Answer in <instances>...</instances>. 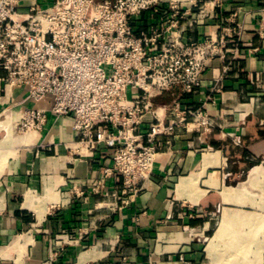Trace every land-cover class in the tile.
<instances>
[{
    "label": "crops",
    "instance_id": "obj_1",
    "mask_svg": "<svg viewBox=\"0 0 264 264\" xmlns=\"http://www.w3.org/2000/svg\"><path fill=\"white\" fill-rule=\"evenodd\" d=\"M165 1L189 10L196 41L237 31L238 53L210 59L184 97L209 126L176 128L147 189L117 208V179L93 189L110 158L77 148L69 118L19 131L26 107L49 102L0 84V264H264V0Z\"/></svg>",
    "mask_w": 264,
    "mask_h": 264
},
{
    "label": "built area",
    "instance_id": "obj_2",
    "mask_svg": "<svg viewBox=\"0 0 264 264\" xmlns=\"http://www.w3.org/2000/svg\"><path fill=\"white\" fill-rule=\"evenodd\" d=\"M188 14L165 0H0L1 89L26 87L27 100L49 102L26 107L17 129L71 119L77 148L110 158L93 189L117 179L108 192L117 208L147 189L176 128L209 126L184 97L199 91L210 59L238 53L236 29L199 42L188 36Z\"/></svg>",
    "mask_w": 264,
    "mask_h": 264
},
{
    "label": "bare ground",
    "instance_id": "obj_3",
    "mask_svg": "<svg viewBox=\"0 0 264 264\" xmlns=\"http://www.w3.org/2000/svg\"><path fill=\"white\" fill-rule=\"evenodd\" d=\"M11 130V129H10ZM33 130H31L30 132H32ZM29 132V133H30ZM33 133V132H32ZM31 133V134H32ZM32 135H34V133L32 134ZM256 170V169H255ZM254 172V171H253ZM255 173V172H254ZM255 175V174H254ZM251 177H253V176H251ZM255 182V181H254ZM183 183H184V181H183ZM245 190V189H244ZM232 195H233V188H227L226 189V191H225V196H226V199H230V198H232ZM251 216V215H250ZM253 217V216H252ZM246 218V217H245ZM253 218H255V217H253ZM247 219V218H246ZM248 219H249V216H248ZM250 220V219H249ZM227 221V220H226ZM227 223V222H226ZM239 232V231H238ZM240 233V232H239ZM238 234V233H237ZM243 234H245L244 232H243ZM230 243V242H229ZM232 247H235L234 245H232ZM244 247V246H243ZM233 249V248H232Z\"/></svg>",
    "mask_w": 264,
    "mask_h": 264
}]
</instances>
